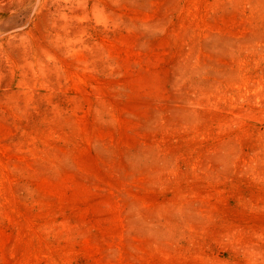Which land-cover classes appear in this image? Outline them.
Instances as JSON below:
<instances>
[{
  "label": "rangeland",
  "instance_id": "374dc122",
  "mask_svg": "<svg viewBox=\"0 0 264 264\" xmlns=\"http://www.w3.org/2000/svg\"><path fill=\"white\" fill-rule=\"evenodd\" d=\"M0 264H264V0H0Z\"/></svg>",
  "mask_w": 264,
  "mask_h": 264
}]
</instances>
